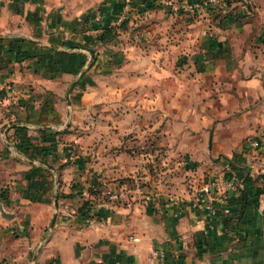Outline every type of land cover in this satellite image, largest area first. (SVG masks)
I'll use <instances>...</instances> for the list:
<instances>
[{"label": "crops", "instance_id": "0c3cea01", "mask_svg": "<svg viewBox=\"0 0 264 264\" xmlns=\"http://www.w3.org/2000/svg\"><path fill=\"white\" fill-rule=\"evenodd\" d=\"M129 1L113 26L124 0H0V135L14 148L0 151V264H264V0H248L246 21ZM211 101L236 103L226 128ZM220 128L261 146L231 157ZM162 145L191 167L164 188L151 174L155 191L126 186L149 179L138 150L158 161ZM225 164L235 181L222 199L186 189ZM115 183L124 197L106 203L100 189ZM84 200L92 216L77 212Z\"/></svg>", "mask_w": 264, "mask_h": 264}, {"label": "rangeland", "instance_id": "374dc122", "mask_svg": "<svg viewBox=\"0 0 264 264\" xmlns=\"http://www.w3.org/2000/svg\"><path fill=\"white\" fill-rule=\"evenodd\" d=\"M206 12V11H205ZM167 13H169V11L167 10ZM204 14L203 12H198V13H194V14H191V15H182L181 19L185 18V19H195V18H198L200 15ZM213 17L215 18V13H212ZM175 15H179V14H175ZM219 16V15H218ZM214 20V19H213ZM244 103L246 102H241L240 103V107L239 109L241 108H248V106L251 104H247L244 105ZM198 102H194L193 101V105H197ZM227 105H222V104H217V102H213L211 101L209 103V114L212 116L213 120H220V122L222 121H225L232 113V111L234 110H237L238 108H236V103H231V102H228L226 103ZM222 105V106H221ZM198 116V115H197ZM198 118V117H197ZM63 120H66L63 118ZM194 117H193V121H194ZM145 123L148 124L150 123V120L149 122L145 119ZM3 121L0 119V123H2ZM63 122L64 121H61L59 120L58 125L60 128L63 127ZM221 122V127H224V125L222 124ZM214 123V122H213ZM234 126H237V125H234ZM232 125V127H234ZM2 126H0V129H1ZM226 128V127H224ZM224 128H220V130L217 131L216 135L217 136H220L222 138H232L231 139V144L229 145V148H225L224 150L226 151H229L227 152L228 154H230V156H240L239 154L240 153H245L246 155H250L252 156V150H249L247 148L244 147L243 145V141L245 138L249 137V136H253L255 133L253 132H248V133H244L246 132L247 129H245V131H243L242 133H239V132H236V131H232L231 133H229V131L227 132V129L226 131H224L223 129ZM252 129V128H250ZM75 130V129H74ZM233 130H237V129H233ZM257 131V130H255ZM254 131V132H255ZM75 132V131H74ZM78 132L77 131L75 134L78 135ZM256 134H259V133H256ZM74 135V133H73ZM80 135H83V133H80ZM131 135V134H129ZM211 135V134H210ZM255 136V135H254ZM131 137V136H130ZM262 137V136H261ZM60 139L59 140H66L65 136L63 137H59ZM63 138V139H62ZM198 139V138H196ZM143 140H144V147L147 146L146 142L150 141L151 140V135L150 134H144L143 135ZM8 137L6 136L5 133H1L0 135V151L4 150L5 152H8L10 153L11 155H13L12 153H14V148H12L11 146H7L6 145V142H8ZM262 141V140H261ZM241 145V148L239 147ZM138 151H143V153L145 154L144 155V158H147V161L143 162V167L145 169V172H148L150 173V176H149V179H146V180H143V179H137V187L138 189H150V191H155L157 189V187H155V185H157V182L156 183H151V174L154 175V180L157 181L158 180V183L160 184V187L161 188H164L166 187L167 185V180L169 177H174V176H178L181 172H183V169L184 168H189L191 166L188 167V165H186L185 167L181 164H179L180 160L184 157V154L182 152H178L176 151V148L173 149L172 151V155L168 154L167 150L165 147L160 146L159 149H158V152H157V156L160 157V159L157 161L156 159L152 161L151 158L152 156H147L146 153H148L147 149H139ZM222 152V151H221ZM258 154H262V152H258ZM219 156H222L224 157L223 155L221 154H218ZM256 155V156H257ZM167 156L169 159H167ZM8 156H5V157H0V161L2 160H5L7 159ZM188 163V161H186ZM5 164V162H4ZM4 167H6L4 165ZM8 167V166H7ZM200 167H202V164H198L196 167H194L195 169H198L200 171ZM182 174V173H181ZM194 175V173H193ZM190 178H192V176L190 175ZM124 180V179H123ZM133 179H128L127 181H123L126 185L130 186V183L133 184ZM116 182V181H115ZM119 183V182H118ZM117 183L115 184H104L102 186H99L101 187L100 190H104V189H112L114 191H118L119 189V186L116 185ZM187 188L188 190L192 191L191 189V182H189L187 184ZM98 191V189H97ZM4 193H6L4 191ZM96 193V192H95ZM100 199L106 201V198L103 197L101 194L99 195ZM120 200H116L114 202H119Z\"/></svg>", "mask_w": 264, "mask_h": 264}, {"label": "built area", "instance_id": "2783aa9c", "mask_svg": "<svg viewBox=\"0 0 264 264\" xmlns=\"http://www.w3.org/2000/svg\"><path fill=\"white\" fill-rule=\"evenodd\" d=\"M154 1L168 7L169 11L178 12L180 14H185V15H191L198 12L209 11L211 9L221 8V10H223L226 8L227 3L231 2L230 0H154ZM246 1L236 0V3L234 5L238 9V12L247 15L248 11L245 3ZM131 8L132 6L130 5V1L124 0L121 13L113 21V26H119L122 23V21L125 19V15L127 14V12L131 10ZM243 145L245 148L249 150L257 151L261 146V137L259 135L249 136L244 139ZM258 173L260 179L263 182V187H264V156L261 162V169L259 170ZM222 174L225 176L221 177L220 180L219 179L211 180L202 183L201 185H196L195 187L193 186V188L191 185V189L194 192H200L205 195H209L211 200H213L214 198L220 200L222 199V197L219 194H221L227 189H233L234 188L233 181H235L234 180L235 172H233L230 169L228 164H225L224 172H222ZM132 182L133 184L132 183L131 184L135 188H138L137 179L133 178ZM100 194L106 198V203H113L114 201L121 200L124 197V191L123 189H120V187L118 191H114L112 189L101 190ZM92 215H93L92 208H89L87 211V217ZM151 257L157 259H163L164 253L161 251L153 250L151 252Z\"/></svg>", "mask_w": 264, "mask_h": 264}, {"label": "trees", "instance_id": "16d2710c", "mask_svg": "<svg viewBox=\"0 0 264 264\" xmlns=\"http://www.w3.org/2000/svg\"><path fill=\"white\" fill-rule=\"evenodd\" d=\"M239 1H243V0H239ZM144 2H145V5H144L143 10L146 9V8L147 9L151 8L154 5L153 4L154 0H143V3ZM245 3H246V6H247V11H248L247 15L246 14H241L240 12H238V9L236 8V6L235 5H231L232 4L231 2L227 3V6H226L225 9H223V10H221V8L220 9H211V10H209V13H215V19H223V18H225L227 16H232L234 20L246 21L252 11H251V7L249 5L248 0ZM182 15H185V14H182ZM106 29L107 30L109 29L110 33H113V29H111V28H106ZM54 134H57V132L54 133ZM17 149L19 151H22L18 147H17ZM42 163L46 164V163H44V161ZM57 197H58V195H57ZM92 207H93V202L92 201L84 200L82 202V204L80 205V207L77 208V212L81 216L86 217L88 209L92 208Z\"/></svg>", "mask_w": 264, "mask_h": 264}, {"label": "water", "instance_id": "95a60500", "mask_svg": "<svg viewBox=\"0 0 264 264\" xmlns=\"http://www.w3.org/2000/svg\"><path fill=\"white\" fill-rule=\"evenodd\" d=\"M91 60H92V55L89 54L88 61L86 62L85 67L89 65V63L91 62ZM74 83H75V80H73L69 84V86H68V88L66 90V93H65V102H66V105L68 107L70 105L69 94H70V92H71V90H72V88L74 86ZM66 116H68V112H67V115ZM53 207H54V210H56V208H57V200H56V198L53 200ZM1 214L10 217L9 214H5V213H2V212H1ZM54 220H55V214L52 215V218H51L50 223H49V228H51L53 226Z\"/></svg>", "mask_w": 264, "mask_h": 264}]
</instances>
